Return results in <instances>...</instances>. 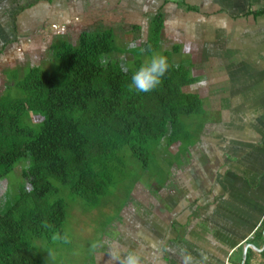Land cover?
<instances>
[{"label":"trees","instance_id":"trees-1","mask_svg":"<svg viewBox=\"0 0 264 264\" xmlns=\"http://www.w3.org/2000/svg\"><path fill=\"white\" fill-rule=\"evenodd\" d=\"M163 27L157 13L140 50L154 51ZM113 35V29L81 31L77 45L63 42L52 49L59 62L56 73L33 66L16 84L21 97H0V180L19 161L27 162L18 195L0 201V264H35L39 258L33 239H64L67 206L59 197L63 189L90 204L106 193L113 180L112 162L121 149L127 148L146 170L150 148L166 137L178 142L180 118L202 111L199 94L190 90L196 78L189 75L188 66L171 59L178 45L164 54L170 67L162 83L142 93L129 86L143 63L136 60L127 71L121 62L105 63L116 51ZM28 113L29 118H40L38 129L22 125ZM184 135L188 139V133ZM263 232L264 220L248 242L261 249ZM244 264H264V249L258 254L248 250Z\"/></svg>","mask_w":264,"mask_h":264},{"label":"crops","instance_id":"crops-1","mask_svg":"<svg viewBox=\"0 0 264 264\" xmlns=\"http://www.w3.org/2000/svg\"><path fill=\"white\" fill-rule=\"evenodd\" d=\"M157 13L164 18L161 35L188 36L222 63L212 65L211 72L219 75L207 80L206 97L224 103L217 121L235 117L252 141H239L232 163L219 165L223 158L217 157L208 163L216 174L207 191L177 197L164 192L160 210L122 211L126 225L118 227V239L103 243L110 250L98 252L103 253L98 259L115 264L109 253L116 247L121 256L137 252L143 264H180V251L186 249L196 259L207 255V264H244L248 250L264 249V243L256 251L248 242L264 220V0H0V69L38 35L94 31L109 18L125 19L129 35L131 26L142 30L145 25L148 35ZM246 108L248 123L241 116Z\"/></svg>","mask_w":264,"mask_h":264},{"label":"rangeland","instance_id":"rangeland-1","mask_svg":"<svg viewBox=\"0 0 264 264\" xmlns=\"http://www.w3.org/2000/svg\"><path fill=\"white\" fill-rule=\"evenodd\" d=\"M109 20L97 25L93 31L113 29L116 51L107 55L105 61H118L128 69H132L134 61L144 64L151 56L164 55L178 45L181 50L175 55L172 53L171 59L173 58L174 63H183L188 66L189 75L196 78L190 90L199 94L202 111L190 117L180 118L182 136L178 142L170 143L169 138L166 137L150 148V161L146 170L141 168V164L131 156L127 148L121 149L116 154V160L112 162L113 180L106 193L90 204L70 195L59 184L54 183L56 187L64 190L59 193V197L66 202L67 206L62 230L68 242L64 239L55 241L33 239L32 244L39 258L35 264H104V258H101V261L98 259L100 255L103 256V253L98 254V252L109 251L110 248L103 243L109 244V241L118 239L119 226L126 225L124 221L126 219L121 215L122 211L132 208L141 213H147L145 211L147 209L153 212V210H160L158 208L161 204L160 198L166 197L168 193L170 196L174 194L177 197L184 192L187 194L193 192L194 195L198 191H207L209 187L206 184L215 173L213 168H208V163L216 157L223 158V161L217 162L219 165L224 162L232 163L229 159L234 158L231 157L233 152L234 156L238 155L235 150L239 141L243 139L245 142L252 141V134L246 133L248 129L244 123L235 120V117L232 121H229L230 119L217 121L219 109L223 108V101L210 103L211 99L206 97L207 87L194 86L198 85L200 80H212L219 75L212 73L211 69L221 67L222 63L213 54L211 55L209 47L207 48L204 44H194L188 36L165 33L161 35V41L157 42L156 49L145 53L140 50V46L150 36L147 35L145 25L142 30L140 25L138 30H134L133 35H129L126 29L130 28L128 27L130 24H127L125 19L109 18ZM173 24L172 21L171 25ZM80 26L87 27L88 30L92 29L87 24ZM78 33L77 30L67 35H38L36 39H32L27 44L29 49L18 51L12 58V63L6 62L1 67L0 97H21L22 92L16 84L33 66H38L49 73H56L59 62L53 59L52 49L63 42L77 45ZM133 44L135 47H131ZM191 64L193 65L190 66ZM222 69L225 70L224 67ZM247 106L250 107V105ZM247 111V108L241 111L243 119L245 116H250ZM30 115L29 113L24 115L22 125L27 123L30 127L38 129L40 123L37 124V122L40 118L37 115L29 118ZM244 122L248 123V118L246 121L244 119ZM184 132L188 133V139L184 137ZM26 165L27 162L24 160L19 161L10 173L0 180V201L3 199V202L6 200L10 202L18 195L23 184L20 172ZM232 172L234 175L237 174L235 171ZM182 174L185 175L183 179L179 178L183 176ZM164 192L167 193L166 196ZM146 195L150 202L144 199ZM56 198L57 196L51 197L49 200L54 201ZM147 202L148 207L144 208ZM172 204V199L168 198L166 206L169 207Z\"/></svg>","mask_w":264,"mask_h":264},{"label":"clouds","instance_id":"clouds-1","mask_svg":"<svg viewBox=\"0 0 264 264\" xmlns=\"http://www.w3.org/2000/svg\"><path fill=\"white\" fill-rule=\"evenodd\" d=\"M135 47V44L131 45ZM106 63V61H105ZM170 64L168 58L164 55L155 54L151 58L141 65L131 77L130 90L135 89L137 92L148 93L157 88L162 83V77L169 70ZM127 71V66H124ZM207 80H200L198 87H205ZM52 239L59 240V235H54ZM64 241L68 242L67 237H64ZM110 260L115 264H143L141 256L135 251H129L125 255L121 256L118 248L114 247L109 253ZM180 264H207L208 257L204 253H200V258L196 259L186 249H182L179 254Z\"/></svg>","mask_w":264,"mask_h":264},{"label":"water","instance_id":"water-1","mask_svg":"<svg viewBox=\"0 0 264 264\" xmlns=\"http://www.w3.org/2000/svg\"><path fill=\"white\" fill-rule=\"evenodd\" d=\"M263 237H264V232H263ZM248 247L253 248V245L247 244L246 248H248ZM256 251H260V250L256 249ZM243 258L245 259V255L243 256Z\"/></svg>","mask_w":264,"mask_h":264},{"label":"flooded vegetation","instance_id":"flooded-vegetation-1","mask_svg":"<svg viewBox=\"0 0 264 264\" xmlns=\"http://www.w3.org/2000/svg\"><path fill=\"white\" fill-rule=\"evenodd\" d=\"M213 176H215V175L213 174Z\"/></svg>","mask_w":264,"mask_h":264}]
</instances>
